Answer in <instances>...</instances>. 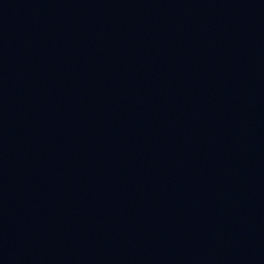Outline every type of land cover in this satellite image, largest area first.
Here are the masks:
<instances>
[{"label": "water", "instance_id": "95a60500", "mask_svg": "<svg viewBox=\"0 0 264 264\" xmlns=\"http://www.w3.org/2000/svg\"><path fill=\"white\" fill-rule=\"evenodd\" d=\"M0 264H264V0H0Z\"/></svg>", "mask_w": 264, "mask_h": 264}]
</instances>
